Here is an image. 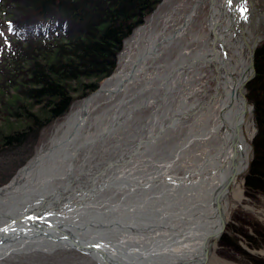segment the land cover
<instances>
[{
  "label": "bare ground",
  "instance_id": "bare-ground-1",
  "mask_svg": "<svg viewBox=\"0 0 264 264\" xmlns=\"http://www.w3.org/2000/svg\"><path fill=\"white\" fill-rule=\"evenodd\" d=\"M205 2L208 31L192 35V42L201 44L199 50L181 46L176 60L160 63L174 40L190 28L202 0L184 17L173 35L167 36L165 29H140L122 68L72 110L57 127L49 147L42 149L12 184L0 192V205L12 200L16 205L23 195L28 196L25 200L29 203L48 209L65 200L92 198L85 211L90 221L91 212L111 209V200L121 207L139 200L140 205L145 203L149 207L148 218L166 220V225L175 228L188 225L191 231L189 242L186 240L180 247L182 255L169 254L161 262L151 260L145 264H180L176 262L179 259L187 261L186 264H236L216 255L219 241L214 239L223 217L229 218L239 208L264 221V203L261 209L257 208L246 193L257 124L254 105L247 95L245 104L241 87L250 76L253 47L264 37V0ZM172 17L173 13L166 22ZM207 37L214 43V50L207 49ZM208 64L218 87L213 95L201 101L209 84L199 89L196 83L201 84L205 76L201 66ZM145 91L155 93L134 102ZM179 91L183 97L178 108L163 115L157 126L153 122L157 111L171 107ZM149 106L157 109L144 126L135 129L140 119L136 113ZM216 116V122L212 121ZM191 118L193 129L189 140L182 144H186L183 149L192 144L199 145V149L182 152L175 146L173 154L167 153V159H161L162 167L146 171L159 143L170 139L173 131ZM98 147L96 159L92 164L89 162L86 170V160ZM82 151L86 154L79 160ZM105 153L110 155L108 160L103 157ZM147 155L150 157L145 158ZM177 169L185 170V175L180 176ZM35 192L44 196L30 199ZM46 199L48 205L42 206ZM129 223L134 225L132 221ZM137 240L147 243L141 237ZM207 245L211 246L209 254ZM254 254L264 256V251Z\"/></svg>",
  "mask_w": 264,
  "mask_h": 264
},
{
  "label": "trees",
  "instance_id": "trees-1",
  "mask_svg": "<svg viewBox=\"0 0 264 264\" xmlns=\"http://www.w3.org/2000/svg\"><path fill=\"white\" fill-rule=\"evenodd\" d=\"M2 1L18 15L0 25V96L5 108L0 113L7 122L17 120L11 126L17 135L3 136V143L21 147L30 134L38 136L63 118L73 102L115 72L125 40L163 0ZM47 20L54 27L43 24ZM255 80L257 87L250 90L259 134L247 186L264 194V50L257 56Z\"/></svg>",
  "mask_w": 264,
  "mask_h": 264
},
{
  "label": "rangeland",
  "instance_id": "rangeland-1",
  "mask_svg": "<svg viewBox=\"0 0 264 264\" xmlns=\"http://www.w3.org/2000/svg\"><path fill=\"white\" fill-rule=\"evenodd\" d=\"M199 1L201 0H163L160 6H158L157 9L148 18H146L140 26H138L135 29L133 34L127 40H125L123 44V49L117 56L118 59H117V67L115 72L111 76L104 79L101 83H99V85L95 90L87 93L83 97L73 102L69 112L63 118L53 123L51 126L45 127L43 130L40 131L38 136H36L35 133L30 134L29 140L24 144H22L21 147H13L11 145L7 147L6 144L3 143V139L5 138V137L3 138V136L8 134H11L9 135V137H12V134L15 136L17 135V133L14 132V129L11 128L12 123L17 124V120L11 118V120L7 122L6 118H4L6 116L1 115L0 113V185L5 186L9 184L12 181V179L17 175L19 170H21L29 161L34 159L42 149H47L50 145V142L55 134L57 127L68 117V115L72 112V110L75 109L78 105H80L85 98L95 93L106 80L111 78L115 73H117L122 68L123 66L122 63L124 62L126 55H128L129 47L131 46V43L135 35L140 29L149 28V27L153 28V30L165 29L167 36L170 34L173 35L174 30L181 25L184 17L191 13V10L198 5ZM1 2L3 1L0 0V3ZM202 2H203L202 4L198 5L199 8L197 11V15L195 16V19L193 20L190 28L186 31V33L182 37H179L176 40H174L173 45L169 48V51L162 55L160 63H163L165 60L167 61L176 60L179 51L181 49V46L187 47L191 51H196L201 48L200 43L195 41L192 42V35L193 34L197 35L203 31L205 32L208 31V28H206V23L208 22L207 21L208 3L205 2V0H202ZM14 10L15 9L13 8V6L10 5L9 7L2 6L0 8L1 26H3V23L5 24L4 20L8 18L7 17L8 14L14 16L15 18H18L17 17L18 15ZM4 11L8 12V14L7 13L5 14ZM172 13H173V17L170 20H168V22H166L167 17ZM48 22H49L48 20L44 21L43 24ZM48 25L51 26L50 28L54 27L52 23H48ZM178 43L180 44L179 46ZM206 45H207V49H210L212 47L208 37L206 39ZM255 45H257L256 66H255L256 73L254 74L253 79L249 82L247 86L249 92V100L251 102L254 101L251 99L250 87H252L255 84L253 82L256 81L255 79L257 77V56L259 51L264 50V38L263 37L259 38ZM192 58L193 57H191L190 60H188L185 63L188 64L189 62H191ZM201 67H202V72L205 73V76L201 79V84L196 83V86L197 88L201 89V87L205 86L206 84H209V86L207 87V93L205 95H201L200 97V100L204 101L206 100L207 96L213 95L215 93V89L218 86L217 85L218 82L216 81L215 79L216 76L212 72V69L209 64ZM168 70L169 69L167 68L164 69L163 71L165 72ZM155 83H157V81ZM72 86H75V84H73ZM153 86L156 87V84H154ZM255 87H257V84H255ZM191 89L195 90L196 87L192 85ZM188 92L189 91L187 90L186 93ZM153 93L155 92L145 91L144 93L139 94L138 97L134 99V102L135 100L136 102L141 100L143 97L146 98L149 95L152 96ZM6 94L7 93L4 94L5 98H8L9 102H11L12 101L11 97L6 96ZM182 97H183V93L179 91L176 95L175 100L172 101V106L169 108H165L164 112H162V110L160 112L157 111V116L153 118L154 119L153 122H155V124L158 126L160 123L159 120H162L163 115H168L172 112H175V109L178 108V104L180 103ZM1 99L3 98L0 96V110H5L4 105H2ZM156 109H157L156 106H149L138 111L136 115L139 116L140 119L136 123L135 129L141 128L142 125L144 126L145 121H147V119L151 117V115ZM34 111H39V109L35 110L34 108ZM213 119L214 120L212 121L216 122L217 116L215 118L213 117ZM106 123L108 124L109 121H107ZM193 125H194V118H191V120H189L187 123H183V125L181 123L179 125V128L174 130L173 133L170 135L171 136L170 139L167 137L166 139H164L165 142L161 141L162 143H159V150L155 154H153V158L151 159L152 161L151 162L149 161V163H147L148 168L146 171H154L155 169L162 167L163 163H160L161 159H165V158L167 159L166 157L167 153L169 155L173 154L174 152L172 150L175 149V146L176 149H178V151L183 149L186 144L184 146L182 144L185 143V141L189 140L191 135V129H193ZM211 125H213V122H211ZM21 126H25V124H22ZM156 130L157 129L155 128L154 131L156 132ZM195 132H199L198 128H195ZM257 137L258 135L253 140V147L256 145ZM200 144H203V147H205L206 145L205 143L202 142ZM198 146L199 145L197 144H192V146H189L188 149H183L182 152H185L187 150L196 151L199 149ZM99 149L100 148L98 147L92 150L91 156L89 157V159L86 160L87 162V165H85L86 170H88L90 167L89 162L92 164L94 159H96L98 155L97 152L99 151ZM85 154L86 151H82L79 156V160H82ZM185 156H187V153L185 154ZM103 157L105 158V160H108L110 158V155H107L105 153ZM149 157H150L149 155L145 156V158H149ZM255 157H256V146H255ZM184 159L185 157H183V160ZM157 165H159V167H157ZM177 172L180 176H184L186 173L185 170H181V169L179 170L177 169ZM246 193L248 199L254 204V206H256L259 209L263 207L264 194L250 192L249 190ZM262 251H264V221L258 218V216L254 214H250L246 212L244 209L239 208L230 217V222L225 231V235L220 242L219 248L216 251V255L224 260L234 262L236 264H264V256L254 254V252H262ZM0 264H96V262L90 260L86 256L78 254L75 251L65 250V251H57L53 254L36 253L32 255L14 257L7 259L3 262H0Z\"/></svg>",
  "mask_w": 264,
  "mask_h": 264
},
{
  "label": "water",
  "instance_id": "water-1",
  "mask_svg": "<svg viewBox=\"0 0 264 264\" xmlns=\"http://www.w3.org/2000/svg\"><path fill=\"white\" fill-rule=\"evenodd\" d=\"M212 45L214 49V43ZM256 48L257 45L253 47L250 56L251 74L241 83L246 105L248 92L244 86L255 74ZM25 196L20 197L16 205L14 200L7 205H0V261L24 254H52L69 250L86 255L97 264H145L151 260L158 263L169 254L182 255V243L186 240L189 242L191 231L188 225L175 228L166 225V220L148 218L146 215L149 207L145 203L140 205L139 200L124 204V207L111 200V205L108 204L111 209L91 212L93 220L88 221L85 211L92 198L65 200L60 206L57 204L48 209L29 203ZM37 196L44 195L35 192L30 199ZM48 202L47 199L43 200L42 206L48 205ZM131 221L134 225L129 223ZM227 222L228 218L224 216L214 242L222 238ZM138 237L147 243L138 241ZM207 248L209 254L211 246L207 245ZM176 262L187 263L182 259Z\"/></svg>",
  "mask_w": 264,
  "mask_h": 264
}]
</instances>
